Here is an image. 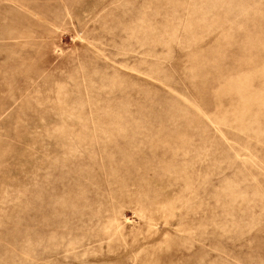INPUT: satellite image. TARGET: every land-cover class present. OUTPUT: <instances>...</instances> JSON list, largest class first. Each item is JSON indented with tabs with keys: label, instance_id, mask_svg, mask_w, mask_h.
<instances>
[{
	"label": "rangeland",
	"instance_id": "1",
	"mask_svg": "<svg viewBox=\"0 0 264 264\" xmlns=\"http://www.w3.org/2000/svg\"><path fill=\"white\" fill-rule=\"evenodd\" d=\"M0 264H264V0H0Z\"/></svg>",
	"mask_w": 264,
	"mask_h": 264
}]
</instances>
